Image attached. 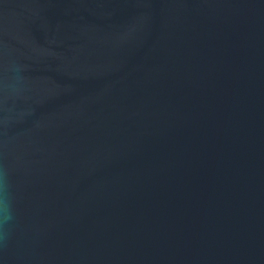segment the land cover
<instances>
[{
	"label": "water",
	"instance_id": "obj_1",
	"mask_svg": "<svg viewBox=\"0 0 264 264\" xmlns=\"http://www.w3.org/2000/svg\"><path fill=\"white\" fill-rule=\"evenodd\" d=\"M0 264H264V0H0Z\"/></svg>",
	"mask_w": 264,
	"mask_h": 264
}]
</instances>
